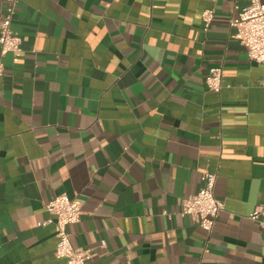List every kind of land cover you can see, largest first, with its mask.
<instances>
[{
    "label": "crops",
    "instance_id": "crops-1",
    "mask_svg": "<svg viewBox=\"0 0 264 264\" xmlns=\"http://www.w3.org/2000/svg\"><path fill=\"white\" fill-rule=\"evenodd\" d=\"M246 2L16 1L21 50L0 57V264H66L45 209L62 194L81 206L67 231L87 264H264L249 219L264 205V69L229 24ZM218 67L217 94L205 78ZM206 171L224 205L209 233L179 214Z\"/></svg>",
    "mask_w": 264,
    "mask_h": 264
},
{
    "label": "built area",
    "instance_id": "built-area-1",
    "mask_svg": "<svg viewBox=\"0 0 264 264\" xmlns=\"http://www.w3.org/2000/svg\"><path fill=\"white\" fill-rule=\"evenodd\" d=\"M17 0H6V7L0 20V57L17 53L21 50V38L12 31L11 23L15 13ZM246 4L235 7L236 17L230 20V26L235 29V37L245 50L250 61L260 64L264 69V4L260 0H246ZM204 28L207 29L213 21V11L206 9L201 14ZM3 74V64L0 60V76ZM264 85V76L262 80ZM206 88L219 93L223 88L222 70L214 69L205 78ZM202 183L197 193L181 201V216L189 217L200 229L209 233L219 213L223 210V202L214 195L216 174L204 172L200 176ZM46 211L53 216L50 220L54 225L56 245L54 256L64 259L66 264H87L90 251L75 248L71 244L69 225L78 223L82 216L80 204L65 194L51 199L45 205ZM249 219L258 223L264 230V205L253 211Z\"/></svg>",
    "mask_w": 264,
    "mask_h": 264
}]
</instances>
